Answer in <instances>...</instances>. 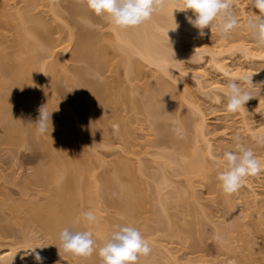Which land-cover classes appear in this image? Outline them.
<instances>
[{"label": "rangeland", "instance_id": "374dc122", "mask_svg": "<svg viewBox=\"0 0 264 264\" xmlns=\"http://www.w3.org/2000/svg\"><path fill=\"white\" fill-rule=\"evenodd\" d=\"M73 1L0 0V92H5L0 94L4 98L8 92V97L19 100L16 107H7L16 117L11 121L18 130L8 136L2 130L4 126L0 129V264H30L33 256L25 253L36 245L43 247L36 251L45 258L44 264H101L98 256L84 258L64 253L52 231L26 219L27 205L44 201L54 187L52 182H35L36 173L43 167L68 170L72 178L81 176L76 179L81 190L78 188V196H73L74 201L78 199L73 210H92L97 215L91 229L96 242L105 241L115 224L132 225L142 232L152 252L140 257L138 264H264V173L248 177L232 195L224 194L217 180V173L223 170L222 153L232 148L236 134L264 163V146L256 142V137L264 134V48L256 46L246 27L248 18L258 14L252 0H234L238 26L227 40H221L215 28H206V35L200 37L199 30L186 19L191 11L174 9L179 5L173 0L160 15L174 28L175 22L178 24V39L174 43L162 34L156 43H163L170 55L174 53L175 63L163 70L133 54V64L128 63V67L122 50H118L119 55L112 52L102 71L84 74V82H96L88 84L94 86L90 93L83 87L87 83L82 85L73 74L83 63L72 59L75 49L81 48L77 47V37L70 35L76 32L72 21L76 19L88 28L100 27L98 32L108 30L106 34L110 33L109 23L102 18L99 26L90 17L70 16L66 6ZM76 3L71 5L83 7L78 0ZM22 12L29 18L42 19L48 30L49 37L44 41L50 48H40L42 54H25L45 75L37 70L32 82L10 78L6 84L4 76L9 72L5 75L3 69L9 71L21 55L17 40L24 38L35 48L39 42L38 37L22 33L21 25L27 24L22 23ZM87 27L83 31L90 35ZM6 65H10L9 70ZM125 65L128 71L131 69L129 74ZM243 75H252L257 85L254 91H260V95L249 100L245 108L229 113L225 85L229 79ZM14 92L16 95H12ZM43 105L52 112V129L37 136L33 124ZM6 112L1 113L6 119L0 115V120L4 118L0 123L14 125ZM62 130L71 135L62 134ZM53 135L69 139L56 142ZM117 169L122 171L119 187L128 180H139L136 186L140 184L141 202L137 208L121 203L122 198L121 204L112 203L106 189L103 191L102 178L106 174L111 177ZM67 173L61 174L63 182ZM118 191L119 197L125 196ZM117 204H124L130 211L125 212V206L120 209ZM77 215L75 226L85 229ZM10 251L13 257L6 254Z\"/></svg>", "mask_w": 264, "mask_h": 264}, {"label": "clouds", "instance_id": "9594fccd", "mask_svg": "<svg viewBox=\"0 0 264 264\" xmlns=\"http://www.w3.org/2000/svg\"><path fill=\"white\" fill-rule=\"evenodd\" d=\"M89 11L95 16L102 17L112 26L126 30L137 28L151 20L155 14L161 12L173 0H82ZM178 7L182 12L191 11L186 16L188 22L199 30V36L204 37L206 28H215L221 40L231 38L238 26V20L233 12L234 0H178ZM253 8L258 14L250 16L246 27L254 38L257 47L264 48V0H252ZM173 9V10H174ZM178 24L175 22L176 30ZM252 75H243L229 79L224 89L225 107L227 112L235 113L245 108L246 103L260 95L254 91ZM39 116L33 124L37 136L48 133L52 129L51 114L46 105L38 109ZM258 145L264 146V134L256 137ZM222 171L217 173L219 186L224 194L237 193L248 177L259 176L264 173V163H261L252 147L246 145L239 134L233 137V146L222 153ZM85 223L84 230H78L74 221L71 226L64 227L58 234L59 250L78 257H91L98 253L101 264H138L140 257H147L152 252V246L142 232L132 225H113L110 235L102 245H97L93 239L92 227L97 223V216L92 210L80 213ZM220 240L219 235L216 236ZM41 246L28 248L36 264H44V257L36 251Z\"/></svg>", "mask_w": 264, "mask_h": 264}, {"label": "bare ground", "instance_id": "6f19581e", "mask_svg": "<svg viewBox=\"0 0 264 264\" xmlns=\"http://www.w3.org/2000/svg\"><path fill=\"white\" fill-rule=\"evenodd\" d=\"M76 2H77V0H74L73 3H71V2L70 3L72 5H74ZM78 2L80 4H82V6L84 7L85 3H83L82 0H78ZM70 3H69V6H66V10L70 14V16L74 15V18H75L76 15L77 16H79V15L82 16V17H78V18H83V16H86V18L90 17V18L94 19L93 23L95 25H99L101 23L103 24V21H101L102 17L95 16L92 12H90L89 10H86L87 7L83 8L80 5L79 7H81V8H79V7L77 8L76 5H75L76 7L72 6ZM167 7H169V6H167ZM0 9H1V4H0ZM167 9H169V8H167ZM167 15L169 17L171 16L170 10H169V12L167 10ZM20 16L22 17V19H21L22 23H27L25 25H21V27H22L21 30L23 31L22 33L23 34H29V35H31V37H38L39 38L38 39L39 42L37 43L38 45L36 46L38 49L35 48V45H33L32 43H31L32 45H30V43L27 42L26 39H24V38L21 39V40H17V42H19V45H17V46L21 45V50H20L21 55L20 54L17 55L16 58L18 59V61H17L16 65H14V66H12V65L10 66L9 65L11 69L9 68V66L8 67H7V65L5 66V69H6V67H7V69L8 68L10 69V70L8 69L9 71H5L3 69L2 73H4L5 75H6V72H9L6 76H4V74H3V76L5 77L4 80L7 78V80L5 82L6 84H7L8 79H10V78L14 79V80H24L27 83L32 82L33 75L35 76L36 73L38 74V72H36V71L39 70L40 68L37 69V67H35L34 62L32 61V57L27 56L28 55L27 52H29V54H34V53L38 54V53H41V50L44 51L45 49H47V47H48V49L50 48L49 45L46 44V42H45L47 40V38H45V37H49V35H48V30H45L46 29L45 28L46 25L45 26L43 25L45 23L42 22V19H40L39 17H35V18L31 17V18H29L27 13H26V15H24L23 12L21 13ZM160 16L161 15H160V12H159L158 14H155L151 20L145 22L141 26H139L137 28L126 29V30L118 29V28L112 26L111 24H109L108 27L110 29V33H108V34H106L107 32H109L108 30H107V32L105 31L106 33L103 32L104 33L103 34L102 32H98L100 27L97 28V26H96V28H92V27L88 28L84 23L83 24L82 23H78L77 22L78 20L76 21V19H74V21H72V23H74V26L76 27V32L75 33H70V35L72 37H77V39H75L77 41L76 44L78 43L77 47L79 46L81 48H79L78 50L75 49L76 52L74 51V55L72 56V59H74L75 61H81L83 63V66H81V69H79V67H76L77 71H74L75 73H73V74L75 75L77 80L81 81L82 85L84 83H87V84L83 85V87L86 86V88L84 90H87V92L90 93V89L94 90V89H92V88H94V86L92 88H91V86L96 83L95 81H93L94 83L91 82V83H93V84H91L89 82V80L84 82L85 81L84 80V78H85L84 74L91 73V72L97 73L99 70L102 71L101 69L104 68L105 63L107 64V62H106L107 60L106 59H108L110 57L109 55L112 52L119 55L118 50L119 51L122 50V53H123L122 57L124 59V64H127V65H128V63H132L133 62V61L131 62V60H133V58H132L133 54L138 55L139 57L143 58L144 60L146 59V61H149V62H152V63H156V65L161 67L163 70L168 69L171 64L173 65V63H175L174 61H175V57H176L174 55V53L171 51L172 54L175 57L173 55H170L167 52V49H165L166 47L165 48L163 47V43L161 44V42L158 41L157 42L158 44H157L156 41H157L159 36L164 34L163 36H166L165 38H168V40H170V41L175 43L176 40L178 39L176 37H178V36L176 35V30H170V29H174L173 25L168 23L166 19H164L162 16H161L162 17L161 18ZM169 17H168L169 22H172V21H170L171 17L170 18ZM71 20H73V19H71ZM106 23H108V22H105V24ZM172 24H173V22H172ZM86 27L88 28L87 30H90L89 31L90 35H89V33L87 34L86 32L83 31V29L86 28ZM97 29H98V31H97ZM85 31H86V29H85ZM91 33H93V34H91ZM91 35H92L93 38L92 39L90 38L88 40V38L91 37ZM20 37H25V36L21 35ZM96 37H97V39H96ZM100 37H103V38L100 39ZM44 38H45V41H44ZM93 39H94V41H93ZM160 41H161V38H160ZM14 42L16 43V41H14ZM108 42L110 44H108ZM111 42H112V44H111ZM116 44H118V45H116ZM176 44H174V45H176ZM113 45H115L114 48L117 46L116 47L117 48L116 52H114L116 50V48H115V50L112 49ZM120 45H123V46L121 47ZM118 47H121V49L118 48ZM40 48H41V50H40ZM162 48H164V49H162ZM46 51H48V50H46ZM113 53H112V55H113ZM25 54H27V55H25ZM116 54H114V55H116ZM131 55H132V57H131ZM35 56H37V55H35ZM3 57H6V55L3 56ZM120 59H119V61H120ZM122 61H120V62H122ZM4 62L5 61L3 60V63ZM40 64H43V63H40ZM127 65H125V67H127ZM1 66H2V64H1ZM128 67H129V65H128ZM128 67L125 68L126 71H127V74H129V72L131 71V69L128 71V69H129ZM2 68H4V67L2 66ZM2 68H1V70H2ZM39 71H40V73L44 72L43 69H42L43 72L41 70H39ZM43 74L45 75V73H43ZM75 77H73V78H75ZM50 82H52V81H50ZM52 84H54V82ZM88 84H90L91 86H89ZM1 85H3V84H1ZM8 85H9V83H8ZM4 89H5V87H4ZM18 91H19V89H18ZM15 92H17V90H15ZM14 93H12V95H16V93L15 94ZM1 94H0V97H1ZM3 94H5V92ZM20 94H21V92H20ZM17 95H18V92H17ZM61 95H64V94H61ZM61 95H60V97H61ZM4 96L6 98L5 97L4 98L1 97V98L4 99L3 101H2V99H0L3 102V103H1V101H0V115H2L5 118V115H3L1 113H3L4 110L8 111V112H6L8 114L7 117L9 118L10 123H12V122L14 123V121H11V120H12L13 116L15 117V115L12 114L11 108L9 110H8V108L9 107H13V108L16 107L18 105V103H19V100H18V98L16 96L15 97L17 99H14L13 97H8L9 96L8 92H7V96L6 95H4ZM64 97L65 96H63V98ZM122 97L124 98L123 95H122ZM128 99H129V97L126 98V101L130 102V99L129 100ZM17 100H18V103H16ZM135 103L136 102H134V104ZM14 104L16 106H14ZM139 106L141 107L140 104H139ZM144 108H142V110ZM145 111L148 112L147 114L151 115V112L149 110L147 111V107H146ZM9 114H11V115H9ZM2 116H0V117H2ZM4 118H1L0 121H2V119H4ZM52 122H53V120H52ZM1 123H0V127L4 126L5 128L2 129V127H1L0 129L5 130V132H7V134H8V136H12L18 130L16 125H15V123H14V125L11 124L9 126H7L5 124L3 125V123L2 124ZM12 125L15 126V127H13ZM10 126H12V127H10ZM200 126L203 127L204 123L202 122ZM8 127H10V128H8ZM7 128L8 129H12V131L9 133L10 130H8ZM69 129L68 130L66 129V130L71 132ZM202 129L203 128H201L200 130H202ZM67 131L65 132V130H62L61 132H62V134L65 132L64 134L67 135V136L71 135L69 132H68V134H69L68 135ZM11 133H12V135H9ZM54 135L56 137H58L59 134L58 135L54 134ZM54 135H53V138H54L53 140L56 141V142H59L60 138H62V141L66 140V139L67 140L69 139V137H67V136H66L67 137L66 139H63L65 136L64 137L60 136L59 139L57 138L59 140L58 141ZM125 167H124L125 171L128 172V170H129V172H130V169L129 168L127 169V166H125ZM53 168L47 169L46 167H43L42 170L40 169L36 173L35 182H38L39 184H45V183L52 182L51 184H54L53 185L54 187H51V189H49L51 191V196L49 195L47 197L48 199L46 198L44 201H41V202L40 201L39 202H33L32 204L30 202V205H27L29 203L26 204L27 207H28V209L27 208L26 209L29 211V214H30V215L28 214V217L26 219H28V221L30 220L31 222L37 223V225H39V227L45 229V231H47V230H49L50 232L52 231L54 233L55 242H56V244L58 245V248H59V245H60V241H59V238H58L59 232L64 227L71 226L73 224V221H74V219L76 217V216H74V214L77 215V213H78V215H80L79 214L80 212L78 210H77L78 212L76 211L77 213H75V210H73L74 204L77 203V201H78V199H76L74 201V197L73 196L78 194L77 191H78V188L80 186L78 178L79 177L81 178V176L79 175L77 177V175H76L77 178H74V177L72 178V176H71L72 174L71 175L68 174L67 173L68 170H65L66 173H67V177H66L65 181L63 182V179L60 178V177H62L61 174H64L65 171L56 170L57 171L56 172V171H54ZM44 169H46V170H44ZM58 171H60V172L62 171L61 174L58 175ZM116 171L118 173L115 172L111 177H108V174H106L107 176L104 175V177L102 178V181H103L102 185L104 184L103 185L104 187L102 186L103 191L106 189V191H107L106 195H108L107 197H109L108 199L112 203L115 202V203L121 204V203L125 202L124 204H126V206H127V204H128V206L132 204V206L134 205L133 207L137 208L138 207L137 203H139V205H140V202H141L140 201L141 199L139 197V195L141 196V194L139 193V192H141L140 191V187H139L140 184L138 186H136L138 184L139 180H134L136 184L133 183V182H130V180H128L129 183L128 182H127V184L123 183L122 184L123 186L119 187L118 185H120V183L118 182V179H120V174H121L122 171L120 172L119 169H117ZM54 173L55 174L57 173V174L55 175ZM68 175H69V179H68ZM131 176H133V175H131ZM57 177L60 178V179H58ZM76 179H78V180H76ZM103 179H105V180H103ZM132 179H134V178H132ZM60 183H62V184H60ZM117 187H119V189L121 191H123V196L125 195L124 197H122L121 195L119 197V194L116 192L117 190H119ZM136 187H138L137 189H139V191H137ZM121 191H118V192L120 193ZM79 193H80V191H79ZM120 194H122V193H120ZM121 198H122L123 202H121V200H119ZM137 200L139 202H137ZM119 204H117L118 207H120V209L121 208L123 209L125 205L122 204L121 206H119ZM75 205H77V204H75ZM126 206H125L126 209L124 208L125 212H126V210L130 211V209L127 208ZM74 209H76V207ZM132 209L133 208H131V210ZM28 211H27V213H28ZM129 211H127V213L130 214ZM132 214H134V213H132ZM78 215H77L76 219L80 218V216L78 218ZM79 220H81V218ZM78 227H80V225H77V227H76L78 230H83L84 229L83 226L81 227L82 229L81 228L79 229ZM1 229H3V228H1ZM100 240H99V242L101 243V241H103L104 239L101 240V241ZM99 242H96L97 245H99ZM103 242L101 244H103ZM60 250H62V249H60ZM13 253L14 252L10 251V252H8L6 254H8L9 256L10 255L12 256ZM93 255L96 258L98 256V253H94ZM97 258H99V256ZM31 263L32 264H36V261L34 260V258L32 260H30V264Z\"/></svg>", "mask_w": 264, "mask_h": 264}]
</instances>
